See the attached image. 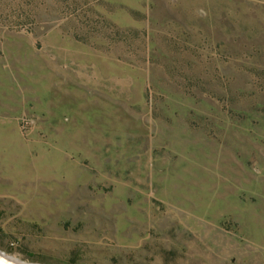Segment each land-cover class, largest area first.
<instances>
[{
	"label": "rangeland",
	"instance_id": "374dc122",
	"mask_svg": "<svg viewBox=\"0 0 264 264\" xmlns=\"http://www.w3.org/2000/svg\"><path fill=\"white\" fill-rule=\"evenodd\" d=\"M0 250L264 264V0H0Z\"/></svg>",
	"mask_w": 264,
	"mask_h": 264
},
{
	"label": "water",
	"instance_id": "95a60500",
	"mask_svg": "<svg viewBox=\"0 0 264 264\" xmlns=\"http://www.w3.org/2000/svg\"><path fill=\"white\" fill-rule=\"evenodd\" d=\"M0 264H42V263L25 261L0 250Z\"/></svg>",
	"mask_w": 264,
	"mask_h": 264
}]
</instances>
